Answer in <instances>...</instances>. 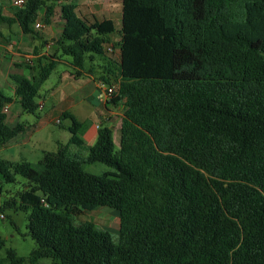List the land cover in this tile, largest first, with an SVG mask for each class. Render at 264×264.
<instances>
[{"label": "trees", "instance_id": "1", "mask_svg": "<svg viewBox=\"0 0 264 264\" xmlns=\"http://www.w3.org/2000/svg\"><path fill=\"white\" fill-rule=\"evenodd\" d=\"M47 1L25 0L11 16L0 3V25L39 34L34 23ZM78 6L61 4L56 44L76 76L99 60L104 82H118L110 103L123 105L120 142L103 124L86 146L90 121L66 111L69 144L44 151L37 163L0 159L2 183L26 180L0 199V211L28 212L36 242L28 261L264 264V0H123L119 41L111 39L113 19H90ZM60 62L39 57L31 67L38 73L13 76L14 96L0 91L1 143L24 127L7 122L4 105L17 98L35 112L39 88ZM95 162L112 170L87 172L84 165ZM100 206L118 210L117 235L92 221L75 224L76 214ZM7 257L26 261L15 248Z\"/></svg>", "mask_w": 264, "mask_h": 264}, {"label": "rangeland", "instance_id": "2", "mask_svg": "<svg viewBox=\"0 0 264 264\" xmlns=\"http://www.w3.org/2000/svg\"><path fill=\"white\" fill-rule=\"evenodd\" d=\"M11 0H0V3L3 4L8 11L12 10V5L10 4ZM63 0H48L46 5H49L52 8V12L57 14L58 19H60V4L63 3ZM113 2V6H107V2ZM120 0H84L81 2V6L83 8H92L94 12L97 13L100 17L102 16H115L117 10L119 9V2ZM56 8V9H55ZM44 11H46V6H43ZM1 31L4 34V38H0V66L2 69V76H6L7 72H18L22 71L18 69L15 65H12L11 68L5 67V63L12 62L15 60L14 52H27L21 46L20 42V35L21 31L19 25L17 23H13L12 25L8 26L6 24L0 25ZM35 29V28H34ZM37 31V30H36ZM42 34V31H38ZM40 38L39 34H31L30 38L34 39V37ZM57 35H55V38ZM36 38V42H40ZM113 41L114 37L111 38ZM9 46V49L6 48ZM56 50L53 48L52 53L56 56H61L62 58L64 55L62 54V50L60 48L57 49V45H55ZM67 59H70L67 58ZM3 60V61H2ZM2 61V63H1ZM99 61V60H97ZM89 64V62H87ZM35 67V66H33ZM28 68V67H26ZM37 68V69H36ZM35 69H28L30 73H38L39 69L38 66ZM69 71L71 69L66 63L60 62L57 64L55 69L53 70L52 74L48 78V80L40 86L39 88V95L37 96V101H43L45 104L44 108H38L35 112L29 113L24 112L20 115L16 106H12L9 111L5 113L8 116V120L11 123L16 124L19 122L20 124L26 126V133L30 138L27 148L25 146H6L5 144L0 142V159L11 160V161H18L21 162L22 160H28L32 163H37L39 160L42 159L41 150L47 149L48 151H56L58 149V143L61 142L63 145H67L69 143L70 138V120L63 119L61 117V122L57 121H50L47 124H41L45 116V112L53 113L59 104H57L58 97L55 94L57 88L66 87L68 84H71L70 87L75 86V79L69 77ZM95 75H98L99 81L104 80L101 75L104 71L102 67L94 66L91 71ZM114 79V78H113ZM9 80V79H8ZM70 80V82H69ZM2 88L4 89L5 95H11L12 90L8 87L9 82L3 81L2 78ZM112 81V83H115ZM106 84V83H105ZM75 91V100L77 101L76 107H73L75 112L81 116L83 119H88L90 121H101V118L98 117L96 114V108L101 106L100 102L97 100L99 98V90L96 93V99L90 100L88 99V93L84 89H76ZM45 102V103H44ZM11 102L6 103L10 104ZM114 105L116 114L113 115L110 122L113 123H120V114L119 110L121 106ZM4 108V107H3ZM104 118L101 121L104 125L108 124L104 122ZM13 125V124H12ZM89 128V127H88ZM87 128V129H88ZM85 129V131L87 130ZM120 130L117 128L114 131V135L116 137L115 140L120 142ZM84 131V132H85ZM84 134V133H83ZM73 147H77L76 145H71ZM29 147V149H28ZM28 149V150H27ZM79 150V148L77 147ZM82 155H85L87 152L80 149L79 151ZM85 153V154H84ZM87 172L101 174L107 172L108 170H112L110 167L106 166L102 162H95L91 164L84 165ZM26 180L21 176L17 175V181L15 183H2L0 181V185L2 188V192H0V199L3 201L8 197L12 196L16 191L21 190L24 187ZM119 212L110 207H98L92 211H85L83 213L76 214L74 217L75 224H79L80 222L84 221H92L98 227L109 230L113 234L117 235L119 232L120 226V219H119ZM0 236L5 240L4 247L0 250V259H2L6 264L10 263L9 258L7 257L8 249L15 248L19 256L25 257L26 261L24 264H31L28 261L29 256L31 255L32 250L36 247L35 240L31 237L29 230H28V212L17 210L15 208H8L4 211H0ZM53 260L51 258H41L36 264H52Z\"/></svg>", "mask_w": 264, "mask_h": 264}, {"label": "crops", "instance_id": "3", "mask_svg": "<svg viewBox=\"0 0 264 264\" xmlns=\"http://www.w3.org/2000/svg\"><path fill=\"white\" fill-rule=\"evenodd\" d=\"M12 1H9L10 4L12 5ZM63 1V0H59ZM76 2L79 6H78V11L79 14L82 15H86V17L92 19L93 17H97L99 19H113L115 21V25H116V29L117 32L113 35H111V38L114 37L115 41H119L120 40V34H119V30L121 29V24L123 23L122 20V2L123 0H120L119 3V9L117 10V13L115 16L113 15H105L100 17L99 15H97L96 12H94L92 10V8L88 7L83 8V6H81V2L84 0H67L64 1L63 3H69V2ZM62 4V3H61ZM60 4V6H61ZM2 5V10L3 13L7 16H11L12 12L8 11V9L3 5ZM14 7V5H12ZM107 6L108 8L113 6V2L108 1L107 2ZM46 11H44L43 7L40 9L39 11V17L38 20H43L44 23V27H42L41 29H35L37 31H42V34L39 33L40 38L38 37H34V39L30 38L31 34H24L22 32L21 27L20 31H21V35H20V44L21 46L24 48V50H26L27 52H14V56H15V60L12 62H8L5 63V67H7L8 69L12 67V65H15L18 69H21L22 71H18V72H10L8 71L6 76H2V69L0 66V91L4 93V89L2 88V78L3 81L5 82H9L8 87L12 90V94L11 95H6V96H14V88H15V80L13 79L14 75H24V76H30L31 73L28 71V69H31V67L36 66V64L38 63V59L39 57H45V56H51L54 55L51 51L52 49L55 48L56 44V40L58 39V37L61 34L62 31V27H63V18L61 16L60 13V19H58L57 14H55V12H52L51 15L47 16V12L49 11L50 6L46 5ZM56 9V8H55ZM60 11H61V7H60ZM18 24V23H17ZM19 25V24H18ZM55 35H57V37L55 38ZM36 38H38L39 40H41L40 42H36ZM7 49H9V46H6ZM59 48V46H57V49ZM120 55V51L119 48H115V58H119ZM70 56H64L63 58L61 57V62L66 63L69 68L71 69V71H69V77L74 78L75 79V86L70 87L71 84H68L66 87H59L57 88L55 94L58 97L57 100V104H59V107L56 108V110H54L53 113H49V112H45V116L43 118V120L41 121V124L39 125H44L47 124L50 121H57L58 118H61L62 113L63 112H70L71 114H73L79 121H86L88 119H83L81 118V116H79L73 107H76L77 105V101L75 100V91L76 89H84L86 90V92L88 93V99L90 100H94L96 99V93L99 90L100 91V87L102 85L105 84V82L103 83V81H99V79H97L99 76L95 75L94 73H91V69L94 66H98V67H102L103 71H104V63L101 61H95L93 63H89L84 65V68L82 69V74L79 76H76V69L71 66V57ZM32 59V62H29V59ZM3 61V60H2ZM1 61V63H2ZM28 67V68H26ZM105 74L104 72L101 74L103 75ZM9 79V80H8ZM70 82V80H69ZM97 100L100 102L101 106H98L96 108V114L98 115L99 118H101V121L104 118V122L108 123L107 125L112 126V128L114 129L113 132L119 128L121 129V122L118 123H113L110 122L113 115L117 113V111H115L114 109V105L113 103H108L106 104L104 101H101L99 98H97ZM41 104H43V101H38ZM45 103V102H44ZM8 105V111L12 108V106H16L18 107L17 110L18 112L21 114H23L25 111L22 109L20 101L15 98L14 101H12L10 104ZM119 106V105H117ZM116 106V107H117ZM121 108L119 110V114L122 116V108L123 105H120ZM45 107V104H44ZM42 107V108H44ZM38 108H41L40 106ZM41 108V109H42ZM120 116V119H122ZM70 120V119H69ZM101 121H91V125L89 126V128L84 132V134L82 135L83 140L85 142L86 146H90L93 145L97 139V130L99 128H97V125H103L104 123H102ZM122 121V120H121ZM7 122L13 126L20 124L19 122H16V124L14 125V123H11L8 120V116H7ZM62 123V122H61ZM70 126H71V120H70ZM69 126V127H70ZM70 138H71V134H70ZM70 138H69V143H70ZM114 138L116 139L115 135ZM30 138L28 137L27 133H26V126L23 127L22 132L19 134H17L11 141H9L8 143H6V146L12 147V146H25V148H27V144L29 142ZM117 142V140H115ZM68 143V144H69ZM119 142H117L118 144ZM61 144V142L58 143V148L59 145ZM29 149V147H28ZM27 149V150H28ZM57 150V149H56ZM77 147H73L71 146V150L72 152H78L77 151ZM44 151H48L47 149H42L41 150V156L43 155ZM85 154V153H84ZM86 155V154H85Z\"/></svg>", "mask_w": 264, "mask_h": 264}, {"label": "built area", "instance_id": "4", "mask_svg": "<svg viewBox=\"0 0 264 264\" xmlns=\"http://www.w3.org/2000/svg\"><path fill=\"white\" fill-rule=\"evenodd\" d=\"M25 2V0H13L12 1V5L14 6H21L23 5ZM34 27L36 29H41L42 27H44V23L43 20H37L34 23ZM106 50L109 52L113 51V46L112 44H109L106 46ZM29 62H32V59H29ZM119 86L118 82L112 83V84H104L100 87V92H99V99L101 101H104L106 104L110 103V101L112 100L115 91L117 90V87ZM40 107H44V104H41ZM3 111L6 112L8 111V105L4 106ZM57 122H61V118L57 119ZM100 125H97V128H99Z\"/></svg>", "mask_w": 264, "mask_h": 264}]
</instances>
